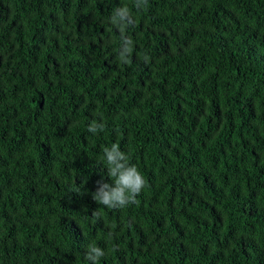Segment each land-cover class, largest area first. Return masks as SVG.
Wrapping results in <instances>:
<instances>
[{
    "label": "trees",
    "instance_id": "trees-1",
    "mask_svg": "<svg viewBox=\"0 0 264 264\" xmlns=\"http://www.w3.org/2000/svg\"><path fill=\"white\" fill-rule=\"evenodd\" d=\"M133 3L0 0V264H264V0ZM113 143L145 179L117 209Z\"/></svg>",
    "mask_w": 264,
    "mask_h": 264
},
{
    "label": "clouds",
    "instance_id": "clouds-1",
    "mask_svg": "<svg viewBox=\"0 0 264 264\" xmlns=\"http://www.w3.org/2000/svg\"><path fill=\"white\" fill-rule=\"evenodd\" d=\"M148 0H134L133 6L139 11L144 8ZM108 22L118 29L120 33V50L118 60L128 63L134 49L133 40L126 35L127 30L134 24V18L127 6L113 9ZM147 59V57H145ZM105 128L103 123L93 120L88 127V132L98 134ZM102 163L107 170L108 177L112 183L97 181L96 190L92 193V199L104 208H124L130 204L137 203L136 197L145 186V179L136 165L129 163V156L121 150L119 143H113L110 147L102 149ZM100 208L93 211L92 217H98ZM105 255L102 248L94 242L86 246L85 260L88 264H99Z\"/></svg>",
    "mask_w": 264,
    "mask_h": 264
}]
</instances>
